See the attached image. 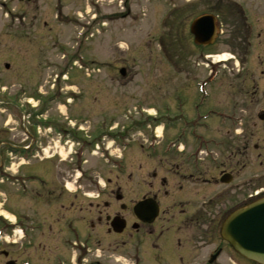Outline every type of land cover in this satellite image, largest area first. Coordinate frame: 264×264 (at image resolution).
Here are the masks:
<instances>
[{"label": "rangeland", "instance_id": "1", "mask_svg": "<svg viewBox=\"0 0 264 264\" xmlns=\"http://www.w3.org/2000/svg\"><path fill=\"white\" fill-rule=\"evenodd\" d=\"M232 2L242 6L256 23L249 40L250 50L245 52L246 45H226L228 37L225 35L233 31L230 22L235 20L232 18L225 21L222 44L207 49L196 45L190 32L192 22L206 11L214 14L227 12V3ZM5 13L8 14L7 19ZM253 14L262 17L264 0H36L32 5L8 0L7 9L0 4V140L5 141L0 154L5 157L9 150L10 155L9 163H1L4 183H7L8 174L21 171L20 176L29 177L41 170L37 161H30L21 169V155L12 151L19 152L23 147H29L38 122L51 123L55 117L59 121L65 117L75 121L89 116L86 127L92 132L102 122V116L108 117L106 128L114 123L110 117L115 116L119 127L132 123L138 125L130 139L149 151L147 141H153V134L143 130L149 114L159 123L156 134L163 135L161 124L167 122L164 119L167 109L172 114L182 110L183 113H196V122L191 123L192 130L207 121L210 112L215 110L207 103L213 98V93L224 106L232 104L237 113L234 115L235 123L242 115L248 114V110L259 112L262 107L257 104V99H264V18L257 23ZM95 15L96 20H93ZM79 33L84 34L82 39H79ZM220 54L231 55L235 57L233 61L240 64L234 66L232 61L226 66L220 65L214 90L205 89V94L197 93L196 83L209 74L208 66L212 62L209 57ZM81 55L85 68L77 63ZM6 64L10 65L9 69L5 68ZM86 68L89 74H86ZM121 69H125V77L121 76ZM64 76L69 79L65 81ZM247 79L248 88L242 84ZM247 90L250 95L245 94ZM254 92L258 95L253 99ZM195 95L197 102L206 97L205 104H198L194 100ZM73 99L71 110H65L68 101ZM125 109L130 112L129 117L124 115ZM179 124V120L174 121L168 140L176 138ZM46 126L34 135L39 137L34 142H38L36 147L42 145L50 152L49 157L56 151L66 157L68 147L65 142L72 146L74 141H65L60 133L55 138V132L45 129ZM252 130L236 129L232 139L234 145L242 136L240 132L248 134ZM212 133L207 134L211 136ZM263 137V131L253 137L249 167L242 176L253 179L255 183L250 193L260 190L258 176L264 172V165H260L259 152L254 151L253 146L264 147ZM121 138L125 140L127 137ZM73 152L80 153L75 144ZM101 152L103 150L95 156L83 153L84 159L88 160L89 173L95 176H98L96 172L103 171ZM112 153L119 155L115 149ZM112 163L108 166L116 165ZM6 168L12 169L7 171ZM57 172L60 173V168ZM16 179L9 178L10 185L2 188L11 187L15 191L22 184L21 178ZM68 187L72 189L74 186ZM215 191L219 192L220 188ZM0 214H4L2 209ZM9 219L13 220V217ZM203 231V239L199 240L203 250L199 262L206 264L209 255L214 254L217 248L223 253L214 264H245L222 241L219 231L216 237L205 235ZM119 256V251H116L110 264H116L114 260H119ZM122 258V264H132Z\"/></svg>", "mask_w": 264, "mask_h": 264}, {"label": "flooded vegetation", "instance_id": "2", "mask_svg": "<svg viewBox=\"0 0 264 264\" xmlns=\"http://www.w3.org/2000/svg\"><path fill=\"white\" fill-rule=\"evenodd\" d=\"M32 3L19 2L21 5ZM0 4L7 9L8 0H0ZM227 4V12L201 14L215 15L219 25L217 39L203 47L222 44L225 21L232 18L235 20L230 22L233 31L226 32L225 38L229 39L226 45H246L245 52H248L256 23L234 2ZM256 15L253 14L256 22H261L264 14L261 18ZM5 18H8L6 13ZM232 63L240 64L239 61ZM208 67L212 68V62ZM218 79L219 76L208 74L196 83L197 93L205 94V89L212 92ZM247 81L242 84L248 88ZM252 82L257 83L254 79ZM245 94L250 95L249 91ZM213 95L207 103L215 110L193 130L191 123L196 122L197 114L191 111L172 114L167 109L164 114L167 122H162L163 135L156 134L159 123L148 115L144 129L153 134V141H147L149 151L133 140L130 147L119 149L118 156L105 155L113 163H121L123 170L107 166L103 159V173L98 171L95 176L89 173L88 160L80 158L79 153L63 159L61 152L56 151L50 161L38 162L41 170L36 175L20 176L22 184L15 191L3 189L5 185L1 184L0 209L13 220L0 214V264H110L116 251L120 255L119 260H114L116 264H122V257L132 264H202L199 262L203 251L199 241L203 239L202 231L206 228L205 235L214 237L219 231L222 238V225L232 212L251 202L264 201V172L258 176L260 190L253 193H250L255 187L253 179L242 178L249 167L253 137L259 131L264 135V99H257L262 107L259 112L248 110L235 123L237 113L232 104L224 106ZM257 95L252 93L253 99ZM206 100L205 97L196 102L204 105ZM176 120L180 121L176 138L168 140ZM133 126L125 127L123 136L121 130L109 133L112 128L101 131L93 128L94 137L90 141L80 126L70 127L59 121L53 131L55 138L60 133L64 140L75 141L79 152H87L96 142L105 145L102 142L107 137L116 139L114 146L119 147L121 137L130 136L138 127ZM238 128L253 130L248 134L240 132L242 136L234 145L233 133ZM208 132L213 133L210 136ZM0 147L3 146L0 144ZM262 147L253 146L259 152L261 166L264 165ZM4 159L0 154V168ZM0 178L4 181L2 170ZM68 185L74 187L71 189ZM216 188L220 191H215ZM214 252L206 264H214L217 260L212 262L213 257L219 254V258L223 253L217 248Z\"/></svg>", "mask_w": 264, "mask_h": 264}, {"label": "water", "instance_id": "3", "mask_svg": "<svg viewBox=\"0 0 264 264\" xmlns=\"http://www.w3.org/2000/svg\"><path fill=\"white\" fill-rule=\"evenodd\" d=\"M191 34L198 44L212 43L216 38L215 19L205 16L195 20L191 25ZM121 73L125 75L123 70ZM222 237L243 258L264 264V201L233 213L223 225Z\"/></svg>", "mask_w": 264, "mask_h": 264}, {"label": "bare ground", "instance_id": "4", "mask_svg": "<svg viewBox=\"0 0 264 264\" xmlns=\"http://www.w3.org/2000/svg\"><path fill=\"white\" fill-rule=\"evenodd\" d=\"M229 57L230 56H228L227 54H223L221 56H216L214 58H215V61L224 62V61H227Z\"/></svg>", "mask_w": 264, "mask_h": 264}]
</instances>
